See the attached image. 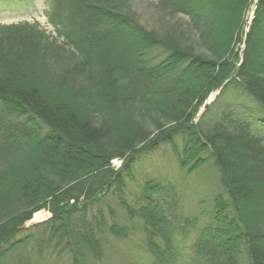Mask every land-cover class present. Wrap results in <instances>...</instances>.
Returning a JSON list of instances; mask_svg holds the SVG:
<instances>
[{
	"label": "trees",
	"instance_id": "trees-1",
	"mask_svg": "<svg viewBox=\"0 0 264 264\" xmlns=\"http://www.w3.org/2000/svg\"><path fill=\"white\" fill-rule=\"evenodd\" d=\"M156 1L154 28L123 0H51L54 37L0 26V264H114L129 225L151 264H264V0ZM164 145L188 175L216 170L203 221L164 178L125 197Z\"/></svg>",
	"mask_w": 264,
	"mask_h": 264
},
{
	"label": "rangeland",
	"instance_id": "rangeland-1",
	"mask_svg": "<svg viewBox=\"0 0 264 264\" xmlns=\"http://www.w3.org/2000/svg\"><path fill=\"white\" fill-rule=\"evenodd\" d=\"M126 3L130 12H134L136 20L139 24L143 23L148 28H154L159 22V17L156 14L155 4L156 0H123ZM51 0H0V26L16 25V24H30L36 25L39 30L46 35L52 37L56 36L54 28L49 20ZM65 6V3H63ZM252 8L246 11V23L244 31H247L248 22L253 17ZM244 40V36H243ZM244 49L243 43H238L236 52H241ZM37 65L43 63L46 65L47 60H40L36 58ZM40 66V65H39ZM213 95V97H211ZM217 95L211 94L205 103H212ZM231 107L235 106L240 109L243 105L246 108L253 109L255 106L251 104L244 96L240 97L234 94L231 101ZM227 103V101L225 102ZM204 109H202L203 111ZM220 110L218 111L219 115ZM214 119L217 117V110L214 111ZM208 117V116H207ZM209 121V118L207 119ZM181 137L178 135L175 143L181 149L183 143ZM207 158V155H204ZM122 160L114 159L111 161V166L118 168L121 166ZM208 168L201 169L200 172H195L192 175L186 174V171L181 169L177 158L169 145L162 146L161 150H157L149 155H141L139 159L135 160L130 168L133 180L126 178L127 191L125 197L131 198L136 192L141 190L144 181L159 177L166 179L167 182H173L178 188L187 189L188 196L183 202V217L201 216V221L204 220L202 213L205 214L207 210L211 209V200L216 193H221L223 188L219 183V178L216 170L212 167V163H207ZM126 174V172H124ZM162 181V180H161ZM186 196V194H185ZM110 204L117 212V218L122 223L126 222L125 215L122 210L114 202ZM106 207V205L104 206ZM106 209V208H105ZM207 209V210H206ZM50 212L44 209L36 212L31 221L25 224V228L47 220ZM24 233H22L23 235ZM25 235V234H24ZM114 250H111V255L114 259V264H151L150 254L146 250V237L141 231L132 229L129 225V233L125 240L119 241ZM21 250V249H20Z\"/></svg>",
	"mask_w": 264,
	"mask_h": 264
},
{
	"label": "bare ground",
	"instance_id": "bare-ground-1",
	"mask_svg": "<svg viewBox=\"0 0 264 264\" xmlns=\"http://www.w3.org/2000/svg\"><path fill=\"white\" fill-rule=\"evenodd\" d=\"M252 9H253V8H252ZM252 18H253V17H252ZM248 23L250 24V21H249ZM249 24H248V25H249ZM248 27H249V26H248ZM248 27H247V29H248ZM211 97H213V95H212Z\"/></svg>",
	"mask_w": 264,
	"mask_h": 264
}]
</instances>
